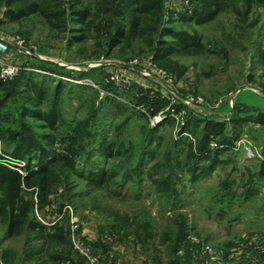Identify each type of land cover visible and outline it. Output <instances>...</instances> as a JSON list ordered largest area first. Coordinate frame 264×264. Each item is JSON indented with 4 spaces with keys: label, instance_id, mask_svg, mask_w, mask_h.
<instances>
[{
    "label": "rangeland",
    "instance_id": "1",
    "mask_svg": "<svg viewBox=\"0 0 264 264\" xmlns=\"http://www.w3.org/2000/svg\"><path fill=\"white\" fill-rule=\"evenodd\" d=\"M164 5L161 27L195 34L202 49L173 54L162 63L144 38L111 57L91 56L94 39L77 41L82 32L76 31L80 25L72 20L68 27L54 28L38 14L13 22L6 9L0 13V37L20 36L35 52L30 57L11 49L7 57L45 71L32 72L33 78L44 79L48 89L45 107L57 108L63 125L87 126L85 143L93 140L99 148L92 160L98 164L104 160L102 138L123 148L120 156L109 159V167L119 175L108 188L92 189L74 175L71 192L78 196L70 201L53 196L51 204L36 214L49 226L69 232L78 264H264V162L230 148L220 155L212 173L195 182L183 165L187 141L197 140L204 120L218 118L214 114L229 117L237 109L250 119L264 116L259 62L264 6H254L250 18L257 14L259 20L245 30L232 9L198 26L179 19L192 11L191 0H165ZM164 40L178 44L172 35L165 34ZM5 94L0 91V99ZM191 97L204 99L206 105L186 106L183 100ZM19 98L22 101L21 94L0 106L3 124L10 123L6 115L11 118L14 113L11 121L16 118ZM158 101L167 104L153 115ZM95 106L99 109L92 116ZM161 114L166 117L157 120ZM26 120L34 126L43 124L31 117ZM187 121L190 128L179 133ZM146 125L158 126L154 137L144 135ZM195 129L197 135L191 133ZM2 134L0 125V154L7 149ZM241 137L263 147L264 125L250 122ZM89 151L90 146L80 150V170ZM40 243L32 240L30 246ZM26 248L24 236L4 240L0 227L6 264H33L24 262ZM45 260L55 264L50 258L41 262Z\"/></svg>",
    "mask_w": 264,
    "mask_h": 264
},
{
    "label": "trees",
    "instance_id": "2",
    "mask_svg": "<svg viewBox=\"0 0 264 264\" xmlns=\"http://www.w3.org/2000/svg\"><path fill=\"white\" fill-rule=\"evenodd\" d=\"M191 1L193 8L190 14L179 18L183 23L202 26L232 9L236 13L239 26L245 30L259 20L257 14L255 18H250L254 13V6H264V0ZM164 3L165 0H0V13L6 9V15L13 22L38 14L54 28L68 27V22L72 20L80 25L76 31L82 32L76 37L77 41L94 39V53L91 56L111 57L116 51L133 48L135 41L147 38L156 60L163 63L168 56L196 52L203 47L195 34L161 27ZM165 34L175 37L178 44L174 46L175 43L166 42ZM163 48L166 49L165 54L162 53ZM259 51V62L263 66L264 75V49L260 48ZM163 65L172 67L167 63ZM32 74L23 71L11 83L0 82V91L6 93L0 99V106L11 98L22 95V101L19 98L20 107L17 109L16 118L11 121L14 113L11 118L6 115L5 119L10 123L3 124L0 117V125L5 135L3 138L7 145V149L0 154V227L4 240L25 237V246L28 249L26 248L24 262L48 264V260L41 262V259L50 258L55 264H78L73 259L69 232L56 224L49 226L38 218L36 212L51 204L53 196L59 195L61 200L66 201L78 196L71 192L74 189L71 182L74 175L85 180L86 186L92 189L108 188L119 175L118 170L109 167V159L120 156L123 148L116 141L102 138L99 142L104 160L102 164L92 160L94 151L99 148L93 140L92 143H85L89 131L83 127L87 126H83V123L63 125L59 110L45 107L49 93L44 79L33 78ZM249 78L254 81V76L250 75ZM166 104L167 102L158 101L153 115ZM98 109L97 106L92 107V116L97 114ZM239 111H232L229 117L214 114L218 118L204 120L197 140L187 141L183 165L193 173L192 182L215 170L220 155L232 148L247 124L254 122L264 125V116L250 119ZM4 114L5 112L3 117ZM27 117L43 124L34 126L26 120ZM128 121L129 118L120 124V128L127 125ZM190 125L191 122L187 121L179 133L189 129ZM36 127L46 129L47 132H38ZM157 131L158 126L143 127L146 137H154ZM191 133L197 135L198 130H191ZM212 140L226 146L211 148ZM89 146L90 151L83 158L84 166L89 165V168L80 170L77 158L82 157L80 150L85 151ZM149 154L154 156L155 151H150ZM5 155L18 162H25L24 174L1 161ZM32 240L41 243L39 246H30ZM175 250L179 251V247ZM2 255L6 262L7 251H2Z\"/></svg>",
    "mask_w": 264,
    "mask_h": 264
},
{
    "label": "built area",
    "instance_id": "3",
    "mask_svg": "<svg viewBox=\"0 0 264 264\" xmlns=\"http://www.w3.org/2000/svg\"><path fill=\"white\" fill-rule=\"evenodd\" d=\"M11 49H15L18 52H21L23 54H26L28 56H33L34 48L31 46H27L26 41L22 39L20 36L14 37L11 40H7L0 37V82H8L19 76L23 71L26 72H42L45 73L44 70L35 68L29 63H19L14 62L12 59H9L7 55L9 54ZM185 105L188 107H193L195 103H198V107L202 109L203 106L206 105L204 99L202 98H193L191 97L189 100L184 99L183 100ZM201 105V106H200ZM172 110L174 109L171 108ZM165 118V114H161L159 119ZM224 144H219L217 141L212 140L210 143L211 148H217V147H225ZM233 149L236 150H242L245 154V156L249 159H255L259 161L264 162V146L261 148H258L255 146V144L250 141L249 139L245 137L239 138L237 141H235L234 145L232 146ZM7 165L19 170L21 173L24 174L23 167L25 166V162H18L16 159L12 158L11 156L5 155L2 160ZM74 236V234H72ZM75 247H78V244L74 242ZM0 264H6L3 255L2 250H0Z\"/></svg>",
    "mask_w": 264,
    "mask_h": 264
}]
</instances>
